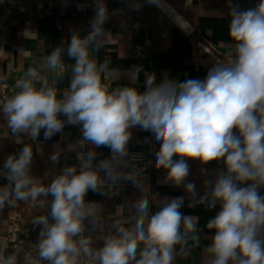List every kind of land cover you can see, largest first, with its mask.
I'll use <instances>...</instances> for the list:
<instances>
[{
	"label": "clouds",
	"instance_id": "clouds-1",
	"mask_svg": "<svg viewBox=\"0 0 264 264\" xmlns=\"http://www.w3.org/2000/svg\"><path fill=\"white\" fill-rule=\"evenodd\" d=\"M147 2L158 6V0ZM132 7L142 5L136 0ZM94 10L86 35L73 31L66 45L43 57L42 67L54 77L51 83L30 66L16 80L14 94L0 99L6 121L2 137L10 130L17 144L23 143L22 135L37 141L41 130L45 140L51 139L66 124L79 125L82 133L67 145L79 163L65 165L50 183L31 174V144L9 155L0 168L7 181L0 186V212L18 201L47 209L31 221L41 226L37 243L22 258V244H14L7 255L6 245H0V264H176L178 256L187 258L199 247V217L181 211L184 197L148 196V165L140 167L142 154L128 147L131 129L137 126L153 133L160 144L155 167L167 171L165 184L183 185L188 208L202 205L211 211L219 205L205 225L212 233L203 248L206 264H264V0L247 10L231 7L234 44L227 63L218 61L205 78L183 82L165 73L157 83L154 73H145L142 93L131 86L112 87L117 70L110 68L109 57L100 62L94 55L113 39L104 28L110 15L105 0H94ZM65 53L74 64H65ZM26 54L20 50V56ZM66 68L70 82L58 95L55 85ZM131 79L135 82L137 73ZM86 146L91 147L85 152ZM102 147L111 154L97 161L96 149ZM60 155L58 150L50 160L57 163ZM190 159L224 164L214 180L204 182L206 191L199 198L195 183H185ZM121 183H131L144 195L128 204V216L122 204L106 219L103 205L86 196L92 191L111 198L119 195ZM97 230L95 237L85 234ZM96 241L101 246H94Z\"/></svg>",
	"mask_w": 264,
	"mask_h": 264
},
{
	"label": "crops",
	"instance_id": "crops-1",
	"mask_svg": "<svg viewBox=\"0 0 264 264\" xmlns=\"http://www.w3.org/2000/svg\"><path fill=\"white\" fill-rule=\"evenodd\" d=\"M53 2L50 8L37 9L36 2ZM136 0H105L109 11V19L104 28L113 36L112 43L94 53L98 61L103 62L105 57L111 60L110 68L117 70L118 76L113 81L112 87L131 86L139 92L146 90L145 73H154L156 82L163 80L166 73L170 79L183 82L188 79H203L207 76L211 64L205 59L204 54L197 47V42H208L223 58H232L234 41L229 35L231 7L239 6L240 10L255 8L259 0H158L157 4H149L147 0H139L142 7L133 10L132 5ZM23 4L26 11L20 13L18 4ZM84 3L86 7L79 10L76 4ZM95 14L94 0H0V89L4 85V96L14 94L15 82L21 78L28 67H35L41 75L47 76L50 83L53 75L47 68L42 67L43 57L48 55L56 46L70 41L73 31L78 30L84 36L90 30V21ZM179 19V20H178ZM29 23L25 24L24 21ZM140 53L135 54V49ZM27 50V54L20 56V50ZM66 65L75 63L66 53ZM70 68H66L63 78L57 79L58 95L67 89L70 82ZM135 72L138 79L133 82L131 74ZM61 119L66 117L61 116ZM6 131V121L0 114V168L3 167L9 155L17 154L25 144H31L34 151L31 174L50 183L54 175L62 171L65 165L78 164L76 152L69 151L67 145L75 143L81 138L79 125H67L61 133L55 134L51 139L45 140L43 130L37 141L30 140L22 135L23 143L17 144L15 137L10 133L2 137ZM132 137L129 142L131 153H143L152 163L147 170L146 183L150 186L148 196L157 195L159 200L165 197H184L185 204L181 211L185 215L199 217L198 232L200 235L199 247H194L187 258L177 257L176 264H206L207 256L203 248L210 244L212 233L206 230L205 225L219 209L209 211L205 206L188 208V194L183 185L175 187L163 181L167 175L165 169L155 167V152L160 144L155 141L153 133L141 130L138 126L131 129ZM39 145L40 151H37ZM89 147L86 146V152ZM60 151L57 163L50 160V156ZM97 161L107 158L111 152L109 148L96 149ZM189 175L185 183L194 182L197 198L203 196L206 180H214L218 171L224 168L223 162H210L202 165L199 160H188ZM207 169V174L202 170ZM45 173L48 174L45 179ZM5 179H0V186L6 184ZM119 195H101L89 191L86 200L96 201L103 205L106 219H110L118 205L125 206V216L130 214L128 204L141 198L144 193L131 188L123 183L119 184ZM210 190V189H208ZM264 194V188L261 189ZM157 210L155 203L151 205V212ZM32 202L18 201L14 208L5 207L0 212V237L5 233L9 217L13 214L23 228L30 230V239L37 243L41 226L31 223L32 219L44 212ZM90 228L89 221H85ZM94 237L100 235L86 232ZM191 243V242H190ZM101 241H96L94 246H101ZM7 255L11 251L3 250Z\"/></svg>",
	"mask_w": 264,
	"mask_h": 264
},
{
	"label": "built area",
	"instance_id": "built-area-1",
	"mask_svg": "<svg viewBox=\"0 0 264 264\" xmlns=\"http://www.w3.org/2000/svg\"><path fill=\"white\" fill-rule=\"evenodd\" d=\"M54 4V1L52 2H36V8L37 9H45L50 8ZM75 7L79 10H82L86 7V4L79 3L76 4ZM18 11L20 13H24L26 11L23 4H18ZM25 24H28L29 21L25 20ZM197 47L199 48L200 52L204 54L205 59L211 64V67L219 62L227 63L228 60L231 58H223L220 52L215 50L208 42H197ZM135 54L138 55L140 53L139 49H135ZM2 89H0V96H4V85H2ZM134 154H142V159L138 162L140 167H144L145 165H148L145 168V176L147 177V170L150 166L148 162L150 161L143 153H134ZM77 160V155H76ZM79 163V161L77 160ZM0 179H4L2 176H0ZM130 186L131 188H135L131 183L125 184ZM86 223V222H85ZM14 244H22L23 246V252H21V258L23 257L24 252H28L31 250L30 245H33L34 242L30 239V230L28 228H23L20 223L18 222L17 218L12 214L9 217V221L6 227L5 233L0 237V245H6L3 250H13Z\"/></svg>",
	"mask_w": 264,
	"mask_h": 264
},
{
	"label": "bare ground",
	"instance_id": "bare-ground-1",
	"mask_svg": "<svg viewBox=\"0 0 264 264\" xmlns=\"http://www.w3.org/2000/svg\"><path fill=\"white\" fill-rule=\"evenodd\" d=\"M179 20V19H178Z\"/></svg>",
	"mask_w": 264,
	"mask_h": 264
}]
</instances>
